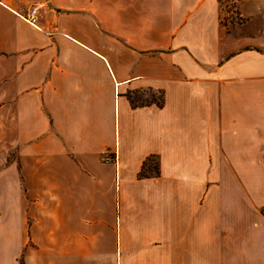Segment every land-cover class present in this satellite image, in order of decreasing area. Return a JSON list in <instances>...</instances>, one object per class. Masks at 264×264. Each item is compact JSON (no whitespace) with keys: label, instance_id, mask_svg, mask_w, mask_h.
I'll list each match as a JSON object with an SVG mask.
<instances>
[{"label":"crops","instance_id":"1","mask_svg":"<svg viewBox=\"0 0 264 264\" xmlns=\"http://www.w3.org/2000/svg\"><path fill=\"white\" fill-rule=\"evenodd\" d=\"M246 3L225 19L222 0H0V133L24 178H0L6 252L264 264V0Z\"/></svg>","mask_w":264,"mask_h":264},{"label":"rangeland","instance_id":"2","mask_svg":"<svg viewBox=\"0 0 264 264\" xmlns=\"http://www.w3.org/2000/svg\"><path fill=\"white\" fill-rule=\"evenodd\" d=\"M236 1L237 0H222L224 4L223 9L225 11L224 14L226 15L225 19H227L228 17H233V18L237 17L238 19V15L240 11L238 10V5L236 4ZM244 6L248 10L250 8H253V5L248 4V0L246 4L242 5V11H243ZM15 139H16V135H7V134L5 135V134L0 133V178L10 180V184L7 185V187L13 188V189H17L19 186L22 188L23 187L22 184L24 185V182H23L24 178L22 176L23 175L22 165H21V161L19 158V148L22 146V144L19 142V140L15 141ZM5 144H10V146L6 148ZM11 165L13 166L12 170L9 169ZM5 169H7V171L3 172ZM0 189L4 190L6 188H3L1 185ZM15 200L16 198L3 197V194L1 193L0 194V214L4 213L5 215H9L10 210L11 212L14 210L13 208L15 206L13 204V201ZM27 200L29 201L30 199H27ZM24 222L26 223L25 233L29 234L30 226L33 223V219L27 214L26 219H24ZM32 231H34L33 234H35L36 238H38V227H35V228L33 227ZM28 244L29 243L22 245L19 250H17V248L15 247H10L7 252L2 247L3 245H0V248H1L0 254H7V256H11V262H13V259L16 261V262H13V264H23L24 253L26 250L28 251L29 249ZM33 263L35 264V262ZM8 264H9V261H8Z\"/></svg>","mask_w":264,"mask_h":264},{"label":"built area","instance_id":"3","mask_svg":"<svg viewBox=\"0 0 264 264\" xmlns=\"http://www.w3.org/2000/svg\"><path fill=\"white\" fill-rule=\"evenodd\" d=\"M23 18L31 25H37L38 19V9L35 6H32L28 9L27 13L23 16Z\"/></svg>","mask_w":264,"mask_h":264},{"label":"trees","instance_id":"4","mask_svg":"<svg viewBox=\"0 0 264 264\" xmlns=\"http://www.w3.org/2000/svg\"><path fill=\"white\" fill-rule=\"evenodd\" d=\"M158 103L160 104V101ZM146 163L147 162L144 161V164L142 165V169L140 170L139 175L140 176H145L146 175L145 170H147V169L149 171L154 170V173L156 174L157 173V166L156 165H151V163H150L149 167L148 166L146 167ZM261 212L264 213V209H262Z\"/></svg>","mask_w":264,"mask_h":264}]
</instances>
